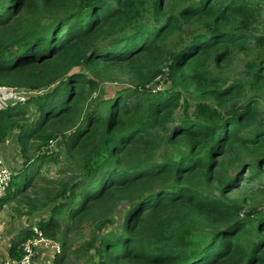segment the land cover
I'll list each match as a JSON object with an SVG mask.
<instances>
[{
    "label": "trees",
    "instance_id": "trees-1",
    "mask_svg": "<svg viewBox=\"0 0 264 264\" xmlns=\"http://www.w3.org/2000/svg\"><path fill=\"white\" fill-rule=\"evenodd\" d=\"M164 1L0 0V86L41 91L0 108V142L18 129L23 150L32 141L39 149L63 125L76 126L65 146L76 169L60 189L45 202L27 194L34 169L57 161L46 153L27 161L0 202L22 197L30 213L54 203L40 222L53 238L61 217L94 219L102 231L127 204L122 228L103 236L94 264H264V202L229 197L245 181L264 193L263 7L175 0L170 11ZM163 55L172 59L173 85L158 90L147 85ZM236 66L241 73L225 71ZM115 70L143 88L125 87L89 108ZM183 91L198 104L177 120ZM30 103L38 117L20 125ZM165 143L173 151L159 155ZM30 236L25 228L12 239V257Z\"/></svg>",
    "mask_w": 264,
    "mask_h": 264
},
{
    "label": "rangeland",
    "instance_id": "rangeland-1",
    "mask_svg": "<svg viewBox=\"0 0 264 264\" xmlns=\"http://www.w3.org/2000/svg\"><path fill=\"white\" fill-rule=\"evenodd\" d=\"M251 1H255L258 5L263 7L261 22L256 25V27L258 29H264V0ZM164 7L166 10H175V0H165ZM148 16L149 18L151 17L150 14ZM173 44L174 40L167 44V48H173ZM239 59L240 61H242L245 59V57L241 55ZM171 64L172 59H170V57L165 58V56L163 55L161 57V60H159L158 66V69H160L164 65L162 67V72H159V74L147 86L153 87L154 89L158 90L172 88L173 82L167 74L169 72V68L167 66ZM241 70H243L242 66H236L234 70L225 69L226 72L235 73H241ZM111 77L113 78V81L101 82L102 91L100 90L94 92L92 99L88 100L87 103L88 105H90L89 108L93 109L97 104L100 103L103 98H113L119 90L125 87H136L139 89L143 88L139 83V79L134 78L128 72L124 73L122 71L115 70V72L112 73ZM101 96H103V98ZM25 104L26 103L21 105ZM197 104L198 100L190 92L183 91L179 104L174 111L176 117L175 119H183L186 113L194 115ZM34 108L35 104L30 103V114L27 115L26 119L19 120L20 125L30 126L36 121L38 113L34 112ZM62 128L63 131L56 132L52 136V138L43 143L39 149H36L34 141H32L28 149L23 150L20 142L18 141V129H15L12 134L4 140L6 141L10 138L15 142V147H13L12 145L9 147V150L11 151V154L9 155L12 164L11 166H13V170L15 172L14 180L18 176L17 173L26 165L27 161L36 160L41 155H44L46 153H48L49 155H57V161L47 162L45 164H42L41 166H37L34 169L36 174L34 173L32 175V177L34 176V178L32 179L30 185L27 187V194H31L33 198H36L37 194L39 195V197L41 195L42 202H45L46 199L49 198L47 197L49 193H55V191L60 189V186L64 183V181H67L69 177L73 175L76 169V164L73 156L67 154L65 150L66 139L69 137L72 131L75 130L76 126L70 129L68 127V124H65L62 126ZM168 151L172 152L173 150L168 144L165 143L160 147L158 154L163 155ZM15 157L18 159V162L14 161ZM256 190V183L245 181L240 188L230 193L229 197L231 199L237 200H243L245 197H252L254 199L252 205L254 203L256 205L261 203L262 201L264 202V193H260ZM21 199L22 197L19 198V196H17V198L15 199L11 198V200L6 204V201L2 203L0 202V236L10 235L11 230L14 227H18L24 221H26L30 217L35 216L36 214H40L45 217L48 211L50 212L49 209H51L54 204L50 202L46 204L45 207L39 209V212L30 213L28 205L21 203ZM126 205L127 204H121L118 206V208L113 209V214L111 217H109L111 221L103 226L102 231L97 230L96 221L94 219H89L85 223L81 224L80 222L76 221L67 222L64 217H61L62 228L60 230V233L57 237H51L53 240L59 242L62 245V253L60 255H65L64 260L58 264H94L100 262L102 260L100 258L102 238L104 235L114 232L117 229L120 230L122 228L125 218ZM98 214L99 212H96L90 216L96 217L98 216ZM139 232L140 230L135 233ZM59 256H55L52 264H56V260Z\"/></svg>",
    "mask_w": 264,
    "mask_h": 264
},
{
    "label": "built area",
    "instance_id": "built-area-1",
    "mask_svg": "<svg viewBox=\"0 0 264 264\" xmlns=\"http://www.w3.org/2000/svg\"><path fill=\"white\" fill-rule=\"evenodd\" d=\"M40 93V90L36 91L24 87L0 86V108L24 104ZM14 174L13 168L0 151V199L6 197ZM42 218H44L43 215H35L27 220L31 236L22 244V255L15 258L4 255L0 251V264H52L55 256L62 253V245L44 233L40 225Z\"/></svg>",
    "mask_w": 264,
    "mask_h": 264
},
{
    "label": "crops",
    "instance_id": "crops-1",
    "mask_svg": "<svg viewBox=\"0 0 264 264\" xmlns=\"http://www.w3.org/2000/svg\"><path fill=\"white\" fill-rule=\"evenodd\" d=\"M15 147V142L13 141V139H7L6 141L0 142V151L1 153L5 156V158L7 159V161L9 162L10 165L11 161H10V157L9 155L11 154V151L9 150L10 146ZM17 146V143H16ZM14 161L18 162V159L15 157ZM16 164V163H13ZM19 165V164H18ZM13 168V166H11ZM37 216H39L40 214H36ZM28 220V219H27ZM27 220L24 221L21 225H19L18 227H14L11 230V234L7 235V236H0V251L4 254V255H10V247H11V242L12 239L22 230L25 228H28V223ZM53 263V262H51Z\"/></svg>",
    "mask_w": 264,
    "mask_h": 264
}]
</instances>
